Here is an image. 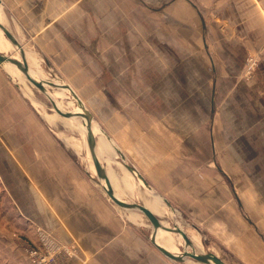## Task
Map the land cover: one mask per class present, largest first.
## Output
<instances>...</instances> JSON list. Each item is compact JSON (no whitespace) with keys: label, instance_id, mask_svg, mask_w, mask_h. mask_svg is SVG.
Here are the masks:
<instances>
[{"label":"crops","instance_id":"crops-1","mask_svg":"<svg viewBox=\"0 0 264 264\" xmlns=\"http://www.w3.org/2000/svg\"><path fill=\"white\" fill-rule=\"evenodd\" d=\"M176 1L164 0L154 7L150 5L158 0H0V23L23 51L39 57L40 67L56 74L91 66L93 42L98 41L105 89L122 85L125 90H141L139 59L150 64L152 48L141 49L136 31L122 34L123 12L139 11L143 4L149 12L163 9L172 15L180 8L196 15L202 29L199 59L206 54L210 64L199 70L209 97L198 105L194 132L197 139L209 133L211 160L194 165L185 158L173 162L175 128L165 110L156 114L152 97L146 100L147 110L137 114L127 109L143 106L145 99L138 94L106 100L99 128L113 149L112 161L125 170L133 167L150 186L147 190L218 238L229 257H221L226 264H264V0H185L188 8ZM209 6L210 39L205 13ZM217 27H224L225 35ZM97 30L100 33L93 36ZM178 39L186 50L187 35ZM253 55L258 64L244 77V60ZM124 58L131 60L121 72L119 61ZM112 73L116 80L107 82ZM150 74L144 89L149 93L157 89L154 66ZM188 115V110L180 114V135L193 131ZM208 122L211 128L204 125ZM59 136L16 78L0 66V174L24 228L30 232V226L38 224L59 242H73L79 256L66 264H172L93 183L76 149ZM178 152L187 154V146L180 145ZM197 153H202L199 148ZM4 263L27 264L10 256Z\"/></svg>","mask_w":264,"mask_h":264},{"label":"rangeland","instance_id":"rangeland-1","mask_svg":"<svg viewBox=\"0 0 264 264\" xmlns=\"http://www.w3.org/2000/svg\"><path fill=\"white\" fill-rule=\"evenodd\" d=\"M169 1V0H167ZM163 1L158 0L156 4L150 5L154 7H159ZM174 4H181L184 8L190 7V5L185 0H177ZM180 6V5H179ZM138 7L140 8L139 11H124L123 14V26H122V34H131L132 32H138L141 35V49L147 50V47L150 46L152 48L151 54L152 58L150 60V64L148 63L147 59L140 58V65H141V72L140 78L143 80L144 89L148 84L149 78L151 76L152 68H155V77H156V84L157 89L154 92L149 93V91L141 89V90H133L130 89H122V85H113L114 88L105 89V75H102L103 68L101 67V59L98 58V47L99 42H93V57L91 59V66L86 65L85 68L82 70H75V72H69V74H60L55 73L52 71L50 67L43 66L41 70L43 75L45 76L46 80L53 81L55 79L61 80L63 83L69 84L73 91L77 94V96L81 99L83 104L87 107L88 111L93 116L94 122L97 123L98 127L102 129L103 124L101 123L103 117L105 116L106 106L105 102L112 101L113 99H124V98H132L135 97L137 94L139 98L145 99L143 106L141 107H134L127 109V113L131 114V111H134L135 114L138 112L141 113V110H147L146 107V100L149 97L155 99V110L156 114L165 110L167 115L171 117V126L175 128V131L172 132V140H173V152H172V160L175 162L177 159L185 158L189 165L196 164L197 161H208L211 160L210 155V136L209 133L204 137H200L197 139L196 134L194 132V125L195 121H199L196 119L195 112L197 110H201V107H198L201 100L209 97V93L205 90V84H203L204 76L199 72L200 69H204L209 66L210 64V56L208 57L206 54H203V60L201 61L200 52H202V42L201 40L198 41V36L202 35V29L200 26L197 25L196 15L191 14L190 12L184 11L180 8L169 15L167 10H159V11H152L147 10L145 5L139 4ZM207 16V32L209 35V39L211 37V16L212 11L210 6L208 10L205 12ZM175 14V15H174ZM139 18L136 20V18ZM138 21V23H137ZM210 21V22H209ZM131 22L134 24L131 25ZM196 23V24H195ZM139 25V26H138ZM120 29V28H119ZM118 29V30H119ZM217 30H220L225 35L224 27H217ZM97 33H93V36L97 35ZM119 33V31H118ZM187 35V47L185 50V44L179 41V35ZM199 34V35H198ZM98 39V37H97ZM150 41V42H148ZM128 44H124V46ZM210 47V43H209ZM198 48V51L196 49ZM13 50L17 52L18 59L20 60L19 50L18 48L13 45ZM125 50V48H124ZM26 52H32L29 49H25ZM185 53L187 54V61L185 60ZM35 55L38 59L39 57ZM9 55V54H7ZM254 56V55H253ZM245 58L244 64V72L242 73L244 77L249 75L247 73L248 65L254 70L257 66L259 58L257 55L254 56V61H249ZM131 59L124 58L120 60V71L125 72L127 69V65ZM40 61V60H39ZM149 64V66H148ZM32 65V64H30ZM40 65V62H39ZM152 65V66H151ZM33 67V65H32ZM73 70V69H71ZM85 71V73H84ZM104 72V70H103ZM252 72V71H251ZM245 73V74H244ZM46 74V75H45ZM104 74H106L104 72ZM126 78L130 79V75H126ZM15 79L16 77L13 76ZM108 80L113 79L116 80V74L112 73L107 76ZM209 78V77H208ZM18 84L23 87L25 95L29 98V100L33 103V105L39 110L40 113L46 112L48 114H54L55 110L53 109L50 100L48 97L33 86L29 81H20L16 78ZM131 81V80H130ZM129 81V82H130ZM131 83V82H130ZM129 83V86H131ZM115 84V83H113ZM160 86V88L158 87ZM123 87V86H122ZM165 87V88H164ZM54 88H52L53 90ZM68 97L63 102V110H73L75 105L77 106L75 100L72 98L69 91L67 92ZM34 101L37 102L35 104ZM71 100L72 104L68 106L67 102ZM164 100V101H161ZM199 102V103H198ZM65 104V105H64ZM188 106H185V105ZM165 105V106H162ZM66 108V109H64ZM41 110V111H40ZM103 110V111H102ZM189 111L188 120L190 122L193 131L191 132L188 129V133L180 135V131L176 129L180 126V114L181 112L185 114V111ZM193 112V113H190ZM58 115V114H57ZM44 119L47 125L58 134L61 133L62 135L70 136L72 141L75 144H78L81 148H77L74 146L69 145L63 136H59L61 141L65 143L68 147L72 149H76L77 156L79 162L84 166L85 170L89 174L93 183L99 187V189L103 191L99 180L95 172H91L88 170L87 161L84 159L85 156V147L83 144V140L86 139V135L78 130L76 127L70 128L64 125V122L61 118H54L51 119L49 122L48 119L44 116ZM62 121H59V120ZM76 119L81 120L80 117H76ZM205 126L210 127L211 123L208 122L204 124ZM82 126V125H81ZM83 127V126H82ZM99 128V129H100ZM211 128V127H210ZM84 130V127H83ZM206 130H209L208 128ZM96 136V133H95ZM97 139V136H96ZM187 143V144H186ZM187 146L188 153L187 154H179L178 149L179 146ZM197 148L200 149V152L197 153ZM74 149V150H75ZM100 157V156H99ZM103 160V158L100 157ZM118 160V159H117ZM105 166L107 165L104 161ZM111 168L117 175L125 174L124 166H120L115 164V162H111ZM129 181L132 183V195L131 197L122 196L124 200L141 203L142 195H148L151 193L147 190V188L135 179L134 176L129 175ZM132 180V181H131ZM151 190V189H150ZM105 194V192H104ZM154 194H157L154 192ZM106 195V194H105ZM150 195V194H149ZM159 195V194H158ZM107 196V195H106ZM160 196V195H159ZM161 197V196H160ZM163 200L165 205V215L157 216L160 220L167 221V225L172 227L174 225H178L187 236L193 237L195 241L200 244V248H196L195 243L194 248L197 253H211L219 258L223 257L225 261H228L227 251L224 245L219 241L218 238L214 237L213 235L208 234L205 230L202 229L200 225H197L191 217L186 212H181L179 208L171 204L169 201ZM110 200V199H109ZM111 201V200H110ZM112 202V201H111ZM113 203V202H112ZM142 204V203H141ZM113 205L122 213V215L130 220L126 215L129 213L126 210L119 208L117 205L113 203ZM14 204L9 200L8 196L6 195L5 187L3 186V176L0 174V264H5V260H9V256L12 259L18 261L26 262L27 264H31L28 258L25 255L24 250L22 249V245L27 243L29 245H36L37 243V229H43L45 232L48 233L49 236L55 238L50 232L39 226L38 224H33L30 229H33V233L30 231L28 232L27 229L24 228L25 223H21L20 219L16 215ZM139 217L142 220L137 223L132 222L133 225L138 226V228L143 232L144 238L147 240L149 246L154 248L159 254L164 256L160 253L150 242V233L152 231V226L149 223L150 221L145 217L144 214L141 212H137ZM179 223H178V222ZM30 224V223H29ZM33 234V235H32ZM181 238V237H180ZM56 239V238H55ZM191 239V238H190ZM58 241V240H56ZM22 244V245H21ZM64 244H74L73 242L64 243ZM182 244V238H181ZM181 244L179 245L180 250H182ZM75 245V244H74ZM197 249V250H196ZM75 250V249H74ZM11 251V252H10ZM79 252L75 250L73 254L67 258L69 260L73 257H78ZM165 257V256H164ZM58 258H62V254L58 255ZM169 262L172 264H189V260H193L191 257H186L184 261L178 262L171 260L165 257ZM65 259V258H62ZM195 261V260H194ZM7 262V261H6ZM23 264V263H22ZM66 264V262H65ZM201 264V263H200Z\"/></svg>","mask_w":264,"mask_h":264},{"label":"bare ground","instance_id":"bare-ground-1","mask_svg":"<svg viewBox=\"0 0 264 264\" xmlns=\"http://www.w3.org/2000/svg\"><path fill=\"white\" fill-rule=\"evenodd\" d=\"M3 10L1 11L0 9V21L3 20V14H2ZM4 24V23H3ZM0 53L2 54H9L11 55L13 58H17L18 54L17 52H15V50H13V44L12 42L5 36V34L3 33V31L0 28ZM24 56L27 60V64H28V68H29V73L37 78V79H42L45 83V87L47 88L48 92L53 96L57 106L59 108H63L62 106V100H65V98L68 97L67 92L68 89L67 87L64 85V83L59 80V79H55L53 81L50 80H46L45 76L43 75V72L41 70V67L39 66V60L38 58L32 54V52H26L24 51ZM18 59V58H17ZM32 64V65H30ZM3 66L4 68L12 75L15 76L17 79H19L20 81H25L27 80L25 75L23 74V72L13 63L11 62H3ZM46 75V74H45ZM28 81V80H27ZM52 88H54L52 90ZM33 102L35 104H37L36 101L33 100ZM68 106L70 104H72V101L69 100L67 102ZM65 105V104H64ZM66 109V108H64ZM63 110V109H62ZM67 112H69L70 114H72L71 117H61L60 115H57V113L55 112L54 114H48L46 112L43 111V116H45L48 121L50 122L51 119L54 118H61L64 122V125L72 128L76 127L78 130H81V132L83 134L86 133V125L84 123V121L78 120L76 119V114H80L82 111L81 109L75 105V107L73 108V110H65ZM59 120V119H58ZM59 120V121H62ZM84 130H83V127ZM93 131L96 133L97 136V155H98V160H99V164L100 167L104 173V175L109 179V181L111 182L112 186L114 187V191L116 193L117 196L122 197V196H127V197H131L132 195V183L129 181V175H131L129 172H125V174L123 173V175H117L111 168V154L113 153V149L112 147L109 145L108 141L105 139V137L103 136L101 130L99 129V127L97 125H93ZM61 136L64 137V139L66 140V142L74 147H77L78 149L81 148L78 144H75L74 141H72L70 136H66V135H62L61 133H59ZM83 144L85 147V156L84 159L87 161V166L88 169L93 173L95 172L94 170V166L91 160V156L89 153V145L87 143V140L84 139L83 140ZM114 154V153H113ZM103 158V160L106 162V166L105 164L102 162V160H100V157ZM115 164H118L120 166H123L120 162L116 161ZM132 176V175H131ZM132 181V180H131ZM101 185L104 186L105 182L103 179H101ZM99 182V183H100ZM137 182H139V184H141L140 180H137ZM142 185V184H141ZM149 191V190H148ZM151 192V191H149ZM150 194V195H149ZM143 196L141 198V203L143 205H145L147 208H149L155 215L157 216H162L165 213V205L163 203V200L161 199V197L158 194H154V192L148 193V195H142ZM127 201V200H126ZM131 202V201H128ZM165 215V214H164ZM130 220H132L133 222H137L139 223L142 218L139 217V214L137 212H132L130 211L127 215H126ZM178 222V221H177ZM152 226V230H153V224L151 222H149ZM162 223L164 225H167V221L162 220ZM179 223V222H178ZM176 226L181 229L177 224ZM152 233V231H151ZM150 233V235H151ZM181 236L173 233L171 231H167L162 227H159L156 229V235L154 237L155 241L163 246L164 248H166L167 250L173 252V253H185V252H193V250L190 248V245L185 243L182 239V244H181ZM191 241H193L195 243L196 248H200V244H198L195 239L193 237H190ZM193 243V244H194ZM181 244L182 250H180L179 245ZM197 250V249H196ZM203 256L208 257L209 252L208 253H202ZM193 259V258H192ZM189 260V264H200L197 260Z\"/></svg>","mask_w":264,"mask_h":264},{"label":"water","instance_id":"water-1","mask_svg":"<svg viewBox=\"0 0 264 264\" xmlns=\"http://www.w3.org/2000/svg\"><path fill=\"white\" fill-rule=\"evenodd\" d=\"M0 28L3 31V33L5 34V36L12 42V44L18 48L19 56H20V60H19L17 58H13L11 55L0 53V66L4 67L3 62H5V61L15 64L23 72L26 79L33 86H35L37 89H39L41 92H43L48 97V99L51 102L53 109L55 110V112L58 115H60L61 117H65V118L71 117L72 114H70L69 112H67L65 110L60 109L57 106L53 96L48 92L47 88L45 87L44 81L42 79H37V78L33 77L29 73V68H28L26 58L24 56V51H23L20 43L17 41V39L3 25H1V23H0ZM64 85L67 87L69 93L71 94L72 98L75 100L77 106L82 111L80 114H76L75 117H80L86 125L85 135H86L87 143L89 145V153H90L91 160H92V163L94 166L95 174H96L99 182L101 181V179L104 180L105 185L104 186L101 185V186H102L103 191L107 195V197L115 205H117L119 208H121L123 210H126L128 212H130V211L141 212L142 214L145 215V217L153 224V230H152V233L150 235V242L165 257H167L171 260H174V261L181 262V261H184L185 258L188 256V257H191V258L197 260L201 264H226L221 258H219L218 256H216L214 254L209 253L208 257H205V256H203L202 253H197L195 251L193 242L187 236V234H185V232L182 229H179L176 225H174L172 227H170L168 225H164L162 223V220H160L145 205H143L141 203L128 202V201L124 200L123 198L116 195V193L114 191L115 189L113 188L109 179L104 175V173L100 167V164H99L98 155H97V139L95 136V132L93 131V125L94 124L96 125V123L94 122L93 116L88 111L86 106L83 104L81 99L77 96V94L67 84L64 83ZM126 168L132 174V176L135 177L136 180L141 181V184L143 186H145L149 190L151 189L150 186L148 185V183L145 181V179L141 176V174H139L133 167L127 166ZM100 184H101V182H100ZM159 227H162L167 231H171L173 233L180 235L181 238L183 239V241L190 245V248L193 250V252H185V253H178L177 254V253H173V252L167 250L166 248H164L163 246L159 245L154 239V237L156 235V229Z\"/></svg>","mask_w":264,"mask_h":264},{"label":"built area","instance_id":"built-area-1","mask_svg":"<svg viewBox=\"0 0 264 264\" xmlns=\"http://www.w3.org/2000/svg\"><path fill=\"white\" fill-rule=\"evenodd\" d=\"M249 61H254L253 57H249ZM251 66L248 65L247 73ZM37 243L36 245H29L27 243L21 244L22 249L25 252L31 264H65L67 258H69L73 251L76 250L74 244H64L56 241L45 232L43 229H37ZM75 249V250H74ZM62 254V258H58L59 254Z\"/></svg>","mask_w":264,"mask_h":264}]
</instances>
